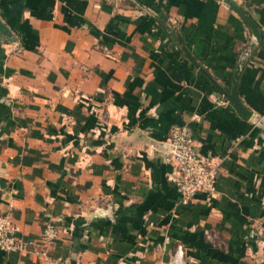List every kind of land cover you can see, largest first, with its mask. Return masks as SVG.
I'll list each match as a JSON object with an SVG mask.
<instances>
[{
	"label": "crops",
	"instance_id": "1",
	"mask_svg": "<svg viewBox=\"0 0 264 264\" xmlns=\"http://www.w3.org/2000/svg\"><path fill=\"white\" fill-rule=\"evenodd\" d=\"M237 1L252 48L220 0H0V213L21 237L52 221L62 264H170L178 245L183 264H264V0ZM191 59L227 90L243 59L254 116ZM174 124L218 165L219 195L180 201Z\"/></svg>",
	"mask_w": 264,
	"mask_h": 264
},
{
	"label": "built area",
	"instance_id": "2",
	"mask_svg": "<svg viewBox=\"0 0 264 264\" xmlns=\"http://www.w3.org/2000/svg\"><path fill=\"white\" fill-rule=\"evenodd\" d=\"M257 123L260 119L256 120ZM167 159L175 165V183L180 201L187 203L198 193L219 195L216 188L219 168L209 155L198 150L196 140L187 124H174L167 139ZM18 226L8 214L0 213V249L4 251H32L43 264H62L60 257L51 254L50 247L59 235V228L47 221L38 241L24 239ZM170 264H183L182 246L178 245Z\"/></svg>",
	"mask_w": 264,
	"mask_h": 264
},
{
	"label": "water",
	"instance_id": "3",
	"mask_svg": "<svg viewBox=\"0 0 264 264\" xmlns=\"http://www.w3.org/2000/svg\"><path fill=\"white\" fill-rule=\"evenodd\" d=\"M231 7H233L239 15L243 18V20L246 22V24L249 26L251 30V42L249 43L250 48H252L256 42L260 39V30L256 22L252 19V17L249 15L248 11L237 1V0H220ZM0 33L5 35H10L11 31L6 27L4 23L0 20ZM180 42V40H178ZM187 56L188 53L186 52ZM191 61L196 65L202 72H204L207 77L213 82V84L227 97V99L230 101V103L233 105V107L236 109V111L239 113L240 116L244 118H252L254 116L253 110L247 108L239 99L238 92H237V77L240 70V67L243 63V59H240L232 74L231 78V86L230 89H225L223 86H221L199 63L191 59ZM264 124V123H263Z\"/></svg>",
	"mask_w": 264,
	"mask_h": 264
}]
</instances>
